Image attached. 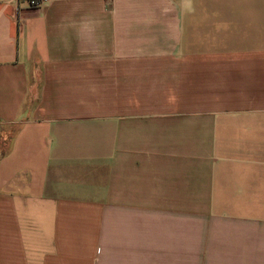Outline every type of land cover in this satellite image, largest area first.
<instances>
[{"label":"crops","instance_id":"obj_1","mask_svg":"<svg viewBox=\"0 0 264 264\" xmlns=\"http://www.w3.org/2000/svg\"><path fill=\"white\" fill-rule=\"evenodd\" d=\"M263 26L0 0V264H264Z\"/></svg>","mask_w":264,"mask_h":264},{"label":"rangeland","instance_id":"obj_2","mask_svg":"<svg viewBox=\"0 0 264 264\" xmlns=\"http://www.w3.org/2000/svg\"><path fill=\"white\" fill-rule=\"evenodd\" d=\"M177 3L184 22L264 23V0H177Z\"/></svg>","mask_w":264,"mask_h":264},{"label":"built area","instance_id":"obj_3","mask_svg":"<svg viewBox=\"0 0 264 264\" xmlns=\"http://www.w3.org/2000/svg\"><path fill=\"white\" fill-rule=\"evenodd\" d=\"M30 9H40L47 5L50 0H24Z\"/></svg>","mask_w":264,"mask_h":264}]
</instances>
